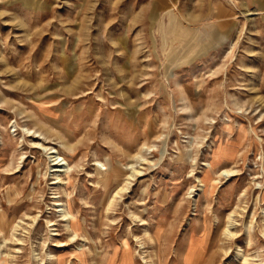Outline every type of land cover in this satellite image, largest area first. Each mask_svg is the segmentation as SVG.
Masks as SVG:
<instances>
[{
  "label": "rangeland",
  "instance_id": "obj_1",
  "mask_svg": "<svg viewBox=\"0 0 264 264\" xmlns=\"http://www.w3.org/2000/svg\"><path fill=\"white\" fill-rule=\"evenodd\" d=\"M255 10L1 0L0 259L123 264L130 251L133 264H264ZM50 148L69 165L61 182Z\"/></svg>",
  "mask_w": 264,
  "mask_h": 264
},
{
  "label": "bare ground",
  "instance_id": "obj_2",
  "mask_svg": "<svg viewBox=\"0 0 264 264\" xmlns=\"http://www.w3.org/2000/svg\"><path fill=\"white\" fill-rule=\"evenodd\" d=\"M1 1V0H0ZM252 15H255V14H252V13H249L248 16H252ZM213 31V30H212ZM215 33H212L213 36ZM216 38V37H215ZM39 145V144H38ZM41 147H43V145H41ZM45 150L47 151L48 150V147H44ZM49 155L51 156L50 157V164H51V168L54 169V174L56 175L57 179L60 180V182L62 181L61 179V175L64 174V173H67V168H68V162H67V159L66 158H63L61 155H60V152L58 151H55L53 148H50L49 149ZM138 171H136L135 169L132 170L131 174L129 175L128 177V182H130L133 178L137 177L138 175ZM123 189H121L117 195L120 194V192H122ZM59 208H63L64 206L61 204L58 206ZM60 212H62L63 214V218L65 219V221L67 222V226L69 227L70 230H73L76 232V229H77V222H74L72 221L73 220V213L71 211V209L69 208L67 211H65V209L61 210ZM234 226V222H230L229 224V227H228V230L226 232L227 236L228 237H232L234 234L231 232L230 228ZM248 233H250L254 227L251 225H248ZM247 232V231H246ZM0 233L2 234V226H0ZM76 236V235H75ZM74 236V237H75ZM4 245V244H3ZM1 253L0 252V257H1ZM241 254L240 251L238 252V255ZM130 256H131V252L128 251V257H126L125 261L123 264H133V261L130 259ZM37 258V256H35ZM245 263L248 264L249 261L248 260H245ZM0 264H6V259H0Z\"/></svg>",
  "mask_w": 264,
  "mask_h": 264
},
{
  "label": "crops",
  "instance_id": "obj_3",
  "mask_svg": "<svg viewBox=\"0 0 264 264\" xmlns=\"http://www.w3.org/2000/svg\"><path fill=\"white\" fill-rule=\"evenodd\" d=\"M248 3L251 5H253V7L256 8L255 12L256 14H258V12L264 13V0H248Z\"/></svg>",
  "mask_w": 264,
  "mask_h": 264
}]
</instances>
